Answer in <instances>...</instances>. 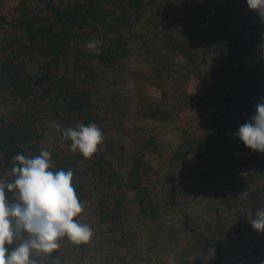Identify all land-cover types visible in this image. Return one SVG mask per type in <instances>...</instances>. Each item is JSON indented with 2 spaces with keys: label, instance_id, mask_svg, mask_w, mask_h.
<instances>
[{
  "label": "trees",
  "instance_id": "obj_1",
  "mask_svg": "<svg viewBox=\"0 0 264 264\" xmlns=\"http://www.w3.org/2000/svg\"><path fill=\"white\" fill-rule=\"evenodd\" d=\"M138 52L146 70L121 63ZM260 72L264 18L246 0H0V182L17 153L46 149L73 171L93 231L43 264H199L211 251V264H264V234L250 237L264 153L234 135L264 100ZM121 74L133 86L98 88ZM89 122L103 141L85 158L56 125Z\"/></svg>",
  "mask_w": 264,
  "mask_h": 264
},
{
  "label": "clouds",
  "instance_id": "obj_2",
  "mask_svg": "<svg viewBox=\"0 0 264 264\" xmlns=\"http://www.w3.org/2000/svg\"><path fill=\"white\" fill-rule=\"evenodd\" d=\"M246 3L264 18V0ZM101 43L90 40L87 48L99 54ZM255 109L234 135L246 147L264 153V100ZM56 127L71 140V149L85 158L95 154L102 144L103 133L95 122L77 123L74 128ZM50 156L46 149L32 157L17 153L11 169L14 179L0 182V264H43V257L57 250L62 238L77 245L92 238L89 224L77 219L83 206L73 186V171L53 170ZM250 224L264 234V208L256 210Z\"/></svg>",
  "mask_w": 264,
  "mask_h": 264
},
{
  "label": "rangeland",
  "instance_id": "obj_3",
  "mask_svg": "<svg viewBox=\"0 0 264 264\" xmlns=\"http://www.w3.org/2000/svg\"><path fill=\"white\" fill-rule=\"evenodd\" d=\"M138 50L142 53V46L138 45ZM140 52L136 53L133 56H129L121 61V63L127 67L128 69L131 70H136L137 72H140L142 70H146V65L144 64V57L143 54H140ZM245 65H246V71L247 73H253L256 72V68L254 66V63L251 59H246L245 60ZM128 74H121L117 76V79L115 80H101L98 83V88L111 92L114 90H119L121 88H126V87H131L133 86L132 78H130ZM259 77L264 81V72L259 73ZM163 136H168L171 137L173 140H176V131L172 128H167L166 131L162 134ZM127 194V197H132L133 192L129 191ZM258 235V232L256 230H252L250 232V237L251 238H256ZM202 260L199 264H211L214 258H216V253L214 251H211L210 253H203L201 255ZM141 264H146V263H141ZM198 264V263H197Z\"/></svg>",
  "mask_w": 264,
  "mask_h": 264
}]
</instances>
